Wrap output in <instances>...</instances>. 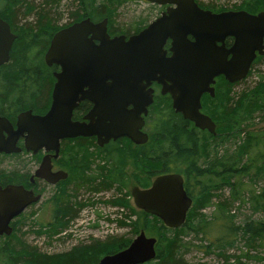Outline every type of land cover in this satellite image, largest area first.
Masks as SVG:
<instances>
[{
    "label": "trees",
    "instance_id": "trees-1",
    "mask_svg": "<svg viewBox=\"0 0 264 264\" xmlns=\"http://www.w3.org/2000/svg\"><path fill=\"white\" fill-rule=\"evenodd\" d=\"M131 1L71 0L74 7L67 9V20L61 23L58 0H0V17L9 23L16 36L9 60L0 66V115L13 121L21 111L29 109L40 114L47 109L57 66H47L43 56L54 32L83 18L93 22L106 18L109 35L120 33V28L114 26L113 13L117 14ZM197 3L205 8L215 7ZM236 5L235 9L249 13L264 11V0H237L233 6ZM18 18L21 25L17 24ZM126 22L124 33L140 31L149 23L148 16L135 15ZM244 81H224L227 93L217 92L209 98L216 103L211 118L224 125L223 130L218 126L214 134L193 127L174 112L168 95H157L146 119L149 135L145 144L137 148H96L98 155L91 159L84 153L88 149L83 145L86 140H75L76 146L69 152L70 167L78 176L54 202L52 219L46 224L49 237L65 229L77 210L93 204L97 193L110 192L111 199L106 203L121 211L117 210V214L122 217L116 219L120 227L127 226L134 234L143 230L157 236L155 258L143 264H206L187 262L184 253L190 249L203 255L214 253L223 264H246L242 259L249 256L248 250L241 255H230L228 250L238 240L253 250L262 247L264 241V220L252 217L264 212V187H254L259 182L264 186V127L254 132L248 130L255 116L264 120V73H258L252 86H242ZM236 85L241 88L235 89ZM2 161H10L9 166H3ZM25 164L19 153L0 155V184L21 180L28 172ZM127 164L131 169L129 175L124 171ZM165 173L181 174L183 187L192 199L185 222L178 228H169L156 216L141 211L139 230L136 221L131 220L136 212L127 204L131 179L145 188L155 176ZM245 178L252 193H246ZM224 188L228 189L227 196L221 191ZM234 202H238L237 210L233 209ZM244 204H249L251 214L237 221V211ZM210 205L213 212L206 215L203 210ZM190 234L199 238V243L186 239ZM130 241L107 236L60 254L41 252L22 240L0 242V264H93L101 256L126 247Z\"/></svg>",
    "mask_w": 264,
    "mask_h": 264
},
{
    "label": "water",
    "instance_id": "water-1",
    "mask_svg": "<svg viewBox=\"0 0 264 264\" xmlns=\"http://www.w3.org/2000/svg\"><path fill=\"white\" fill-rule=\"evenodd\" d=\"M144 1L167 8L127 38L110 36L106 18L99 22L83 18L54 33L43 56L47 66L59 67L53 74L49 108L44 114L21 111L14 125L0 115V153L20 152L21 140L25 151L53 150L55 157L59 140L77 136H96L99 145L122 136L145 143L142 116L152 103V83L170 96L175 112L214 134V122L200 111V98L204 93L213 96L218 76L229 83L245 78L251 62L264 54V11L215 13L196 0ZM15 37L0 17V66L9 60ZM226 38H232L229 47ZM81 100L93 105L84 117L87 122L72 120ZM49 173L43 159L35 175L54 183ZM130 195L134 207L169 228L183 225L192 202L179 173L157 175L146 188L133 186ZM39 198L19 185L0 187V235H9V222ZM155 244V237L140 230L126 247L93 264H143L155 258Z\"/></svg>",
    "mask_w": 264,
    "mask_h": 264
},
{
    "label": "rangeland",
    "instance_id": "rangeland-1",
    "mask_svg": "<svg viewBox=\"0 0 264 264\" xmlns=\"http://www.w3.org/2000/svg\"><path fill=\"white\" fill-rule=\"evenodd\" d=\"M59 1V8L61 10V23H64L67 20V13L69 12L67 9L69 7H74L72 4L71 6V0H58ZM204 4H213L216 9H232L237 10L235 8H238V6H233L237 3V0H197ZM233 6V7H232ZM158 8L156 6H153L151 3H148L144 0H132L131 2L127 3L126 5H123L122 9L116 14V12L113 13L115 18H112L113 23L115 24L117 28H120V32H122V28L126 26V20L128 17L135 15V16H142L146 17L148 16V21L153 20L155 18ZM21 18V17H20ZM18 18L19 20L17 24L21 25L20 23L22 20ZM258 73H264V55L257 58L253 64V67L250 69L247 77L245 78V81L242 83V86H252L254 82L258 79ZM225 82L224 80L220 79L216 81L215 87H214V94L219 92L218 94L221 95V93H227V89L225 88ZM240 85V84H239ZM236 85L235 89L241 88L237 87ZM203 107L205 108V113L207 115H212V111H214L215 102L210 100L209 98L203 99L202 101ZM259 116H255V120L253 121L252 126L248 127V130L250 131H259L262 130L264 127V120H260ZM213 120V119H212ZM215 123V130H218V126H220V130H223L224 125H219V121L213 120ZM116 148V146H113ZM74 148L73 145H70L69 147L65 146L63 151H71V149ZM86 147H84L85 149ZM73 150V149H72ZM62 151V152H63ZM84 153H87V157L90 156L91 159L96 158L98 155L97 151L93 148H88L85 150ZM64 154V152H63ZM65 155V154H64ZM121 156H124V153H121ZM25 158V155L23 156ZM3 166H9L10 161H2ZM28 163V161H27ZM58 168H61L65 170L68 174L66 180L57 187V190H54V188H48L45 190L43 196L41 197L39 203L34 205L31 209L24 211L19 218L15 222V229L13 233L7 237L6 241H25L27 244H31L36 246L41 252L47 253V254H60L62 252L70 251L74 247L80 244H87L91 242L92 240H104L107 236L115 237L118 239H124L125 242L128 240V238L132 241V239L138 234L133 233L129 227H120L118 225V222L116 219H118L120 216L117 214V210L115 207L111 206L109 203H106L109 199H111V193L105 192L102 194H97L96 198L92 199V203H88L86 206L82 207L81 209L77 210L76 216L74 219L70 220L67 224L66 228L63 229L59 234H54L52 237H49L47 234V227L45 224V221L48 220V215L46 212H44V209H42V205L44 202L50 207L52 204L50 201L56 199L60 194L63 193L64 188L66 185L70 184L73 179H76L78 174L73 171L71 167L68 166V163H66L63 160H59L58 164H56ZM130 164H127L125 166L126 173H130L131 170H129ZM83 171V169L81 170ZM244 183L247 185L246 193H252V186L249 185V181L247 178H245ZM134 185V181L131 180V183L129 187L127 188L128 194H130V188ZM254 187H257L256 189H262L264 186L262 182H259L258 184L254 185ZM144 188V187H140ZM227 188L221 189V191H224V195L227 196ZM54 191V193H53ZM52 194H54V197H52ZM54 198V199H53ZM130 205L134 208L136 212V217L132 216V221H136L137 226L139 230L141 227V211L138 210L136 207H134L132 203L131 196L129 199H127ZM237 203L234 202L233 209L237 208ZM237 210V209H236ZM120 211V210H118ZM126 213V211H123ZM213 212V206L210 205L205 210H203V213L206 215H209ZM238 217L237 221L242 220L246 215L251 214V209L249 208V204H244L238 211ZM121 213V211L119 212ZM41 215H44L43 219L41 220L43 224H40V217ZM254 219H262L264 220V212L254 213L252 215ZM39 219V220H38ZM120 219V218H119ZM137 219V220H136ZM145 232V231H144ZM147 236H150L148 232H145ZM157 237V236H152ZM109 238V237H108ZM157 239V238H156ZM186 239L191 240L193 243H199V238H194L193 235H188ZM130 241V242H131ZM129 242V243H130ZM248 250L249 256L242 259L246 264H264V241L262 244V247H257L253 250V248L248 249L243 245V243L238 240L237 243L228 250V253L230 255H241L242 253L246 252ZM102 257V256H101ZM184 259L189 263H206V264H223L222 259L218 258L214 253L203 255L201 252L190 249L187 252L184 253ZM152 264V262H151Z\"/></svg>",
    "mask_w": 264,
    "mask_h": 264
},
{
    "label": "flooded vegetation",
    "instance_id": "flooded-vegetation-1",
    "mask_svg": "<svg viewBox=\"0 0 264 264\" xmlns=\"http://www.w3.org/2000/svg\"><path fill=\"white\" fill-rule=\"evenodd\" d=\"M153 6H156V8H158V12H157V14H156V16H155V18L156 17H158V16H160L161 15V13L162 12H164L165 10H166V8H167V5H157V4H153V3H151ZM199 5V4H198ZM200 6V5H199ZM201 7V6H200ZM201 8H203V9H207V10H210V11H212V12H215V13H219V12H223V11H230V10H232V9H226V8H224V9H216L215 7H214V9H212V8H205V7H201ZM155 18H153V19H155ZM101 21V20H100ZM152 21V20H151ZM99 22V21H98ZM70 25V24H69ZM107 26V25H106ZM139 32V30L138 31H136V32H131V33H124L123 31L122 32H120V33H117V34H114V35H112V36H115V35H120V34H123V35H125V37L127 38V37H129V36H131V35H134V34H136V33H138ZM231 42H232V38H226V40H225V44H226V47H229L230 46V44H231ZM168 46H169V41H167L166 42V44H165V48L166 49H168ZM264 55V54H263ZM261 56V55H260ZM259 55H257L256 57H255V59L251 62V65H250V68H249V71H250V69L253 67V64H254V62H255V60L257 59V58H259L260 57ZM59 70V67L57 66V70L56 71H58ZM55 71V72H56ZM249 71H248V73H249ZM248 73H247V75H248ZM54 74V73H53ZM222 76H219V77H216L215 79H214V82H213V84H212V87H213V93H214V87H215V84H216V81H217V79L218 78H221ZM222 79L224 80V81H226L223 77H222ZM54 81H55V79H54ZM227 82V81H226ZM227 83H229V82H227ZM234 83H236V82H234ZM53 84H54V82H53ZM52 87H53V85H52ZM150 88L152 89V103H153V100H154V98H156V96L157 95H168V94H161L160 93V86L159 85H157L156 83H152L151 85H150ZM52 90V89H51ZM214 95V94H213ZM169 96V95H168ZM210 97H212L209 93H204V94H202V96H201V98H200V104H201V109H200V111L202 112V113H204V114H206L205 113V110L203 109V104H202V101H203V99H206V98H210ZM169 98H170V96H169ZM50 102H51V98H50ZM50 102H49V105H50ZM151 103V104H152ZM150 104V105H151ZM170 104H171V98H170ZM49 105H48V107H47V109L49 108ZM150 105L147 107V113L145 114V115H143L142 116V118H143V124H142V126H141V131L142 132H144V133H146L147 134V139H148V135H149V128H148V124H147V116H148V111H149V107H150ZM92 103L89 101V100H81L79 103H78V105L74 108V110H73V113H72V120L73 121H77V122H87V120L84 118L85 117V115H87L88 114V112L90 111V109L92 108ZM132 108V105L131 104H129L128 106H127V109L129 110V109H131ZM171 108H172V110L175 112V110L173 109V107H172V104H171ZM47 109H45L42 113H40V114H44L46 111H47ZM176 113H178V112H176ZM180 114V113H179ZM207 115V114H206ZM16 116H17V114H16ZM16 116H15V119L13 120V121H10L13 125H14V123H15V120H16ZM182 116V115H181ZM210 118H211V116L210 115H208ZM183 117V116H182ZM185 119V118H184ZM212 119V118H211ZM187 120V119H186ZM189 121V120H188ZM190 123H192V122H190ZM215 124V123H214ZM192 125H193V123H192ZM193 127H194V125H193ZM196 128V127H195ZM198 129V128H197ZM199 130H201V129H199ZM205 131H207V130H205ZM208 132V131H207ZM214 133H215V128H214ZM213 134V133H212ZM77 139H84V140H86L85 141V143H83V145L85 146V147H88V148H93L94 150L96 149V148H105V147H108V148H113V146H116L117 148H126V147H131V148H137V147H139V146H141V145H143V144H145V143H134V142H132L129 138H127V137H125V136H122V137H118V138H116V139H110L108 142H106V143H103L102 145H99V143L97 142V138H96V136H77V137H73V138H64V139H61V140H59V148H58V151H57V154H56V156L55 157H53L54 156V154H55V151H53V150H50V151H46V150H44V149H40V150H38L36 153H32V152H30V151H25L24 149H23V147H22V141L21 140H19V142H18V145L22 148L21 149V151L20 152H18L19 154H21V155H25V158H23V160H24V162L26 163L25 164V166L27 167V169H28V172H27V174H23V177L21 178V180H19V181H13V182H7V183H5V184H0V187H4V186H6V185H8V184H12V185H19V186H22L25 190H31L32 192H33V194L34 195H39V199L36 201V202H33V203H31V204H29L25 209H24V211H26V210H29V209H31L34 205H36L37 203H39V201H40V199H41V197L43 196V194H44V192H45V190L46 189H50V188H54V190H57V187L58 186H60L65 180H66V178H67V176H68V174H67V172L65 171V170H63V169H61V168H58L57 166H56V164H58V161L59 160H63V161H65L66 163H68V166L70 167L71 166V159H72V157H71V155H70V153H69V151H63V149L65 148V146H67V147H69L70 145H73L74 147L76 146V143H74V141L75 140H77ZM147 141V140H146ZM120 145H123L124 147H122V146H120ZM64 152V154H63V152ZM13 154H15V153H10V154H4V153H0V155H5V156H9V155H13ZM31 158H34L35 160H32ZM43 159L46 161V162H48V164H49V172L50 173H53V174H50V175H47L49 178H51V179H54V180H56L54 183H49L47 180H45L44 178H42V177H39V176H36L35 175V171L38 169V167L40 166V164L42 163V161H43ZM27 161H28V163H27ZM129 170H131V169H129ZM124 171H125V169H124ZM60 172H64L66 175H65V177H63L62 178V173H60ZM128 175L130 174V173H127ZM138 175H139V173H138ZM132 180V179H131ZM133 181V180H132ZM133 186H137V187H139L138 185H136L135 183H134V185ZM132 186V187H133ZM131 187V188H132ZM131 188H130V191H131ZM53 193H54V191H53ZM103 192H99V193H97V194H102ZM188 195V194H187ZM131 196V195H130ZM189 196V195H188ZM52 197H54V194H52ZM190 197V196H189ZM59 197H57L56 199H58ZM191 198V197H190ZM54 199V198H53ZM56 199H54V200H52V201H50L51 202V206L50 207H48V205L46 204V202H44L43 203V205H42V209H44V212H46L47 213V215H48V220L47 221H45V224H49V222H50V214H51V212H52V210L54 209V202H55V200ZM133 203V202H132ZM23 211V212H24ZM22 212V213H23ZM21 213V214H22ZM21 214H19L18 216H16V217H14L10 222H9V225H10V227H11V229H12V231H11V233L9 234V235H0V242H6V239H7V237L8 236H10L12 233H13V231H14V229H15V222H16V220L19 218V216L21 215ZM52 219V218H51ZM104 256V255H103Z\"/></svg>",
    "mask_w": 264,
    "mask_h": 264
},
{
    "label": "bare ground",
    "instance_id": "bare-ground-1",
    "mask_svg": "<svg viewBox=\"0 0 264 264\" xmlns=\"http://www.w3.org/2000/svg\"><path fill=\"white\" fill-rule=\"evenodd\" d=\"M65 27H66V26H65ZM62 28H64V27H62ZM57 31H58V30H57ZM57 31H56V32H57ZM54 33H55V32H54ZM54 33H53V35H54ZM53 35H52V36H53ZM52 36H51V38H52ZM51 38H50V40H51ZM49 43H50V41H49ZM120 250H121V249H120ZM117 251H118V250H117ZM115 252H116V251H115Z\"/></svg>",
    "mask_w": 264,
    "mask_h": 264
}]
</instances>
